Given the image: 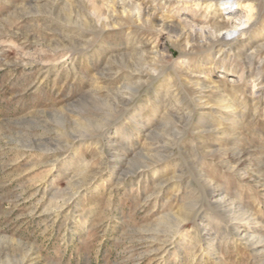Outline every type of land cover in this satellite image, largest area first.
Segmentation results:
<instances>
[{"label":"rangeland","instance_id":"1","mask_svg":"<svg viewBox=\"0 0 264 264\" xmlns=\"http://www.w3.org/2000/svg\"><path fill=\"white\" fill-rule=\"evenodd\" d=\"M223 1L0 0V264H264V0Z\"/></svg>","mask_w":264,"mask_h":264},{"label":"bare ground","instance_id":"2","mask_svg":"<svg viewBox=\"0 0 264 264\" xmlns=\"http://www.w3.org/2000/svg\"><path fill=\"white\" fill-rule=\"evenodd\" d=\"M190 1V0H189ZM192 1H195L196 3V5H198L199 3H201V2H206L207 0H192ZM211 1H213V0H209V2H211ZM216 1V0H215ZM239 2H240V0H224L223 2H221L220 4H219V9H222V10H226L227 11V13H230V12H232V9H233V6L234 5H238L239 4ZM206 4V3H205ZM147 5V4H146ZM209 5V3L206 5V6H208ZM138 9H140L139 7H138ZM138 12H139V10H138ZM143 12V11H142ZM214 13V12H213ZM146 14V16H147V13H145ZM151 15V14H150ZM236 17V16H235ZM230 18H232V16H230V15H227L226 17H225V21H216L215 22V24H214V33L212 34V36L213 37H216V41H218L219 40V42H221V41H226V40H228V39H234L236 36H237V33H239V32H241V25H242V23L240 22V23H237V22H234L233 20H234V17H233V19L232 20H230ZM236 19H238V18H236ZM244 19V18H243ZM159 21H160V19H159ZM211 21H214V20H211ZM236 21V20H235ZM242 21V20H241ZM244 21V20H243ZM234 22V23H233ZM233 23V24H232ZM247 23H248V21H247ZM211 28V27H210ZM211 32V31H210ZM191 33V32H190ZM242 33V32H241ZM189 34V33H188ZM208 34V33H207ZM188 35H186V37H187ZM205 36V35H204ZM207 37V36H206ZM211 37V36H210ZM189 38V37H188ZM211 39V38H210ZM207 41V40H206ZM218 42V43H219ZM229 43H231V42H229ZM222 44H223V42H222ZM217 45V44H216ZM219 45H221L220 43H219ZM218 45V46H219ZM222 48V47H221ZM139 71V70H138ZM142 72H136V71H134V72H131L130 73V75L132 76V75H135V74H141ZM130 76V77H131ZM125 100V99H124ZM126 102H129L130 101V98H127L126 100H125ZM186 114H188V113H186ZM162 147V149L163 150H166V149H168V148H166V146H164V145H162L161 146ZM168 147V146H167ZM159 148V147H158ZM160 151V150H159ZM162 151V150H161ZM184 157V156H183ZM157 159V158H156ZM204 189H205V192H206V194L207 195H211V194H214L215 193V189L214 188H212L211 186H209V185H205V187H203ZM204 191V190H203ZM214 204V206H216V207H223V206H225L226 204L223 202V200L222 199H218L217 200V202L216 203H213ZM189 211H190V207H189V205H184L183 206V212L184 213H182V214H184L185 216L186 215H188V213H189ZM196 215V214H195ZM202 214H198V215H196V217L198 218V219H200V217H202L201 216ZM237 221H239V220H234V221H232L231 223H229L230 224V226H233L234 225V223H236ZM176 230V229H175ZM177 231H175V233H176ZM173 234H174V232H173ZM166 241H171L170 239H167ZM167 242V243H168ZM171 243V242H170ZM160 244V243H159ZM166 242L164 243H162L161 242V245H160V247H158L157 249L159 250L160 249V251H163L165 248H166ZM158 250H156V251H158Z\"/></svg>","mask_w":264,"mask_h":264}]
</instances>
